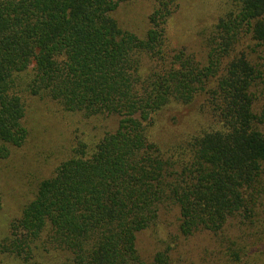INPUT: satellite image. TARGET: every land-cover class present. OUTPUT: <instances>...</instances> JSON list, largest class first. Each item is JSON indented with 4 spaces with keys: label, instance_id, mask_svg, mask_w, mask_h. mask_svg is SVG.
Listing matches in <instances>:
<instances>
[{
    "label": "trees",
    "instance_id": "16d2710c",
    "mask_svg": "<svg viewBox=\"0 0 264 264\" xmlns=\"http://www.w3.org/2000/svg\"><path fill=\"white\" fill-rule=\"evenodd\" d=\"M129 1L0 0L1 155L28 137L26 95L119 118L38 183L0 242L9 264H240L264 244V0H229L204 60L168 42L178 0H153L143 37L114 16ZM199 99L209 126L170 135L169 110ZM164 210L175 246L147 260L139 234Z\"/></svg>",
    "mask_w": 264,
    "mask_h": 264
},
{
    "label": "rangeland",
    "instance_id": "374dc122",
    "mask_svg": "<svg viewBox=\"0 0 264 264\" xmlns=\"http://www.w3.org/2000/svg\"><path fill=\"white\" fill-rule=\"evenodd\" d=\"M153 5V0H131L122 3L114 16L125 29L143 37ZM230 8L229 0H178L177 9L167 23L168 42L175 48H185L198 60H204L207 54L204 41ZM240 44L235 52L244 49V45ZM261 54L264 56V53ZM200 103L201 99L183 107L180 114L169 110L170 135L173 132L174 135L178 133L182 136L209 126L211 118L203 111L204 107L199 109ZM259 109L264 111V89L259 98ZM118 119L116 115L86 118L82 114L65 112L48 98L26 95L23 120L28 128V137L22 146H10L6 154H0V242L8 235L10 225L20 215L23 205L35 196L38 183L52 175L80 142L90 148L106 131L114 130ZM164 131L167 132L166 127ZM235 223L240 224L239 219ZM178 224L174 213H161L155 225L139 234L138 247L145 259L151 260L159 250L175 246ZM246 231L250 230L246 227ZM254 238L250 236L249 241L252 244L256 242L255 246L246 251L248 255L242 256L240 264H264V244ZM242 244L233 243L229 250L233 252ZM233 258L229 253L220 254L219 260L215 262L239 264ZM9 262L11 260L8 257L0 255V264Z\"/></svg>",
    "mask_w": 264,
    "mask_h": 264
}]
</instances>
